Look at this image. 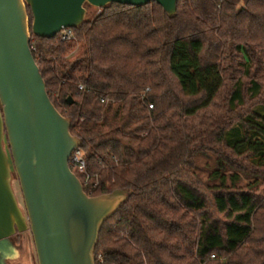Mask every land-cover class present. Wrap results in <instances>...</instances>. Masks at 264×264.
<instances>
[{"label":"trees","instance_id":"1","mask_svg":"<svg viewBox=\"0 0 264 264\" xmlns=\"http://www.w3.org/2000/svg\"><path fill=\"white\" fill-rule=\"evenodd\" d=\"M73 33L30 47L81 142L86 174L70 168L85 193H128L96 264H264L263 193L241 184L264 169V0H179L172 18L113 3ZM236 125L244 137L229 143ZM208 150L218 184L197 172Z\"/></svg>","mask_w":264,"mask_h":264},{"label":"water","instance_id":"2","mask_svg":"<svg viewBox=\"0 0 264 264\" xmlns=\"http://www.w3.org/2000/svg\"><path fill=\"white\" fill-rule=\"evenodd\" d=\"M179 0H0V247L29 232L38 264H96L103 223L127 198L126 191L88 196L71 171L80 148L71 119L51 102L34 59L31 36L52 39L78 30L86 6L97 9L160 5L175 17ZM32 23H29V12ZM19 182L23 205L14 189Z\"/></svg>","mask_w":264,"mask_h":264},{"label":"rangeland","instance_id":"3","mask_svg":"<svg viewBox=\"0 0 264 264\" xmlns=\"http://www.w3.org/2000/svg\"><path fill=\"white\" fill-rule=\"evenodd\" d=\"M87 9V15L91 14L92 16H97L101 13V9H97L91 6H86ZM87 17V16H86ZM226 93L224 92L220 99L217 102V105L224 104V101L226 100ZM246 111V110H244ZM219 122V120L215 121ZM205 124L208 125V122ZM244 137L243 129L240 125H236L231 131H229L226 135V140L229 143H234L235 141L241 139ZM206 140L208 141L207 137ZM244 167H251L247 162L243 163ZM215 170V156L212 152H200L197 154V172L199 174V177L207 184H218L217 181L211 180L210 174ZM261 175H252L249 174L247 178H242L241 184H247L250 182L259 183L260 190L262 191V200L261 202L264 203V169L260 170ZM14 189L17 194V198L21 205H23L22 195L19 187V182L17 180V177L15 176L14 180ZM260 225L264 227V217H260ZM260 226V227H261ZM261 232H256L255 238L261 237ZM32 242V240H31ZM12 245V244H11ZM0 264H38L36 252L34 249L33 243H30L25 246H17L14 248H11V246L8 244L0 247Z\"/></svg>","mask_w":264,"mask_h":264},{"label":"built area","instance_id":"4","mask_svg":"<svg viewBox=\"0 0 264 264\" xmlns=\"http://www.w3.org/2000/svg\"><path fill=\"white\" fill-rule=\"evenodd\" d=\"M60 35H61L62 41H68L74 37L73 30H63L60 33ZM79 89L82 91V90H84V87L80 86ZM103 101L104 100H102V102ZM150 108H152V106H150ZM69 163H70V165H75L77 167L79 173L86 174V163H85L84 155L82 154L80 149H77L76 151H74V153L72 154V156L70 158ZM89 178H90V176L87 175L86 176V183L88 182Z\"/></svg>","mask_w":264,"mask_h":264},{"label":"flooded vegetation","instance_id":"5","mask_svg":"<svg viewBox=\"0 0 264 264\" xmlns=\"http://www.w3.org/2000/svg\"><path fill=\"white\" fill-rule=\"evenodd\" d=\"M20 203V202H19ZM20 205H21V203H20ZM28 236H29V239H30V242H31V240H32V238H31V235H30V233L29 232H26V233H16L13 237H11V244H12V246H13V248L14 247H17V246H22L23 245V243H27L28 242Z\"/></svg>","mask_w":264,"mask_h":264}]
</instances>
